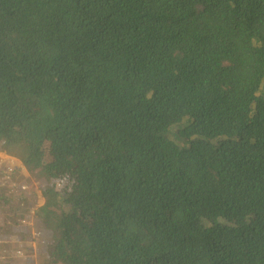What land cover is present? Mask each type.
I'll list each match as a JSON object with an SVG mask.
<instances>
[{"label":"trees","instance_id":"16d2710c","mask_svg":"<svg viewBox=\"0 0 264 264\" xmlns=\"http://www.w3.org/2000/svg\"><path fill=\"white\" fill-rule=\"evenodd\" d=\"M0 150L45 264H264V0H0Z\"/></svg>","mask_w":264,"mask_h":264},{"label":"rangeland","instance_id":"374dc122","mask_svg":"<svg viewBox=\"0 0 264 264\" xmlns=\"http://www.w3.org/2000/svg\"><path fill=\"white\" fill-rule=\"evenodd\" d=\"M177 129L178 126L174 127ZM19 159L14 163L21 166L17 167L15 177L19 179L23 175V181L30 187L21 197L12 191L1 196L0 191V264H45L47 253L49 260L53 232L37 215L38 208L46 202L44 178L28 171ZM63 185V181L59 182L57 188Z\"/></svg>","mask_w":264,"mask_h":264},{"label":"built area","instance_id":"2783aa9c","mask_svg":"<svg viewBox=\"0 0 264 264\" xmlns=\"http://www.w3.org/2000/svg\"><path fill=\"white\" fill-rule=\"evenodd\" d=\"M17 158L0 150V188H9L15 195H19L22 192L27 193L30 187L27 181H23L21 184L14 182V176L18 171L17 167H21L14 165L15 161L19 159ZM21 165H23L22 162Z\"/></svg>","mask_w":264,"mask_h":264}]
</instances>
